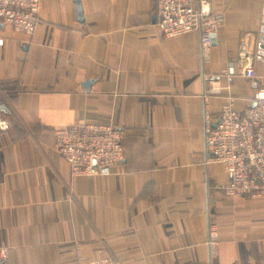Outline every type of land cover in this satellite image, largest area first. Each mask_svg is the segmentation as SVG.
Masks as SVG:
<instances>
[{
  "label": "crops",
  "instance_id": "0c3cea01",
  "mask_svg": "<svg viewBox=\"0 0 264 264\" xmlns=\"http://www.w3.org/2000/svg\"><path fill=\"white\" fill-rule=\"evenodd\" d=\"M41 0L32 35L0 25V246L10 264H264V195L224 193L207 162L206 107L244 110L264 97V0H209L223 15L202 65L200 33L165 37L150 0ZM197 0H195V3ZM254 33L255 77L238 74ZM204 74L216 75L215 91ZM78 121L123 129L125 160L73 177L54 129ZM214 222L215 257L206 244Z\"/></svg>",
  "mask_w": 264,
  "mask_h": 264
},
{
  "label": "built area",
  "instance_id": "2783aa9c",
  "mask_svg": "<svg viewBox=\"0 0 264 264\" xmlns=\"http://www.w3.org/2000/svg\"><path fill=\"white\" fill-rule=\"evenodd\" d=\"M152 23L165 37L199 31L203 66L211 58V47L223 15L211 11L209 0H150ZM41 0H0V25L32 35L39 23ZM254 33L240 40L236 55L238 74L255 77L253 59ZM208 91L213 93L216 75L204 74ZM203 110L204 142L207 162L222 165L228 175L224 193L240 199L264 195V97H259L244 110L234 107V98L227 97L216 121ZM1 125V123H0ZM124 131L107 122L78 121L54 129V149L69 166L73 177L108 176L114 165L125 160L122 144ZM212 257L217 255L219 238L214 222L208 225L206 242ZM0 264H10L8 248L0 246ZM74 264H122L114 255L85 259L78 253Z\"/></svg>",
  "mask_w": 264,
  "mask_h": 264
},
{
  "label": "water",
  "instance_id": "95a60500",
  "mask_svg": "<svg viewBox=\"0 0 264 264\" xmlns=\"http://www.w3.org/2000/svg\"><path fill=\"white\" fill-rule=\"evenodd\" d=\"M76 3H77V13H78L79 18H81L82 9H81L80 1L79 0H76Z\"/></svg>",
  "mask_w": 264,
  "mask_h": 264
}]
</instances>
